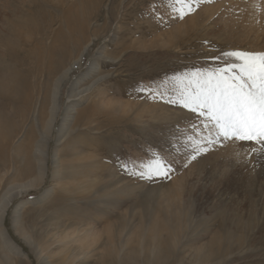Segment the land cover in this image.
Instances as JSON below:
<instances>
[{"label": "rangeland", "instance_id": "rangeland-1", "mask_svg": "<svg viewBox=\"0 0 264 264\" xmlns=\"http://www.w3.org/2000/svg\"><path fill=\"white\" fill-rule=\"evenodd\" d=\"M189 2L0 0V264H264V151L169 102L264 52V0Z\"/></svg>", "mask_w": 264, "mask_h": 264}, {"label": "snow or ice", "instance_id": "snow-or-ice-1", "mask_svg": "<svg viewBox=\"0 0 264 264\" xmlns=\"http://www.w3.org/2000/svg\"><path fill=\"white\" fill-rule=\"evenodd\" d=\"M175 3L180 19L194 10L189 0H175ZM225 55L238 63L225 61L215 69H197L190 78L181 81L183 88L178 99L169 102L198 113L204 118L205 128L214 127L215 139L210 133L206 141L209 145L240 141L256 145L251 152L264 151V52L233 51ZM170 170L171 165L157 156L139 175L148 179L168 177Z\"/></svg>", "mask_w": 264, "mask_h": 264}, {"label": "bare ground", "instance_id": "bare-ground-1", "mask_svg": "<svg viewBox=\"0 0 264 264\" xmlns=\"http://www.w3.org/2000/svg\"><path fill=\"white\" fill-rule=\"evenodd\" d=\"M73 9V8H72ZM73 12L74 10H71L70 12L67 11L68 15L73 18ZM65 13V12H63ZM65 27V29L69 32H73L74 31V27L72 26V24L70 23V20H66L64 24L61 23V28L58 30L57 34H56V39L54 42V45L46 48L44 51L50 56L51 58V62H52V72L56 71L58 68H62L64 67L67 62L68 59L72 56L71 52H68V49L66 48V44L63 48H61L60 50H57V47L59 45V42L63 39L64 37V30L63 28ZM75 51V49H74ZM0 71L2 72H9L10 74L12 73V68L10 66V64H1L0 65ZM25 187H30V185H27ZM1 204L3 205L4 202H1Z\"/></svg>", "mask_w": 264, "mask_h": 264}]
</instances>
